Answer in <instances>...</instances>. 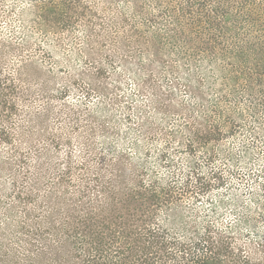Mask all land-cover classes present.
Here are the masks:
<instances>
[{
  "label": "trees",
  "instance_id": "1",
  "mask_svg": "<svg viewBox=\"0 0 264 264\" xmlns=\"http://www.w3.org/2000/svg\"><path fill=\"white\" fill-rule=\"evenodd\" d=\"M45 1L33 9L47 35L53 28L64 30L71 21L65 15L51 17L57 5L60 12L75 4V9L80 7L79 0H60V4ZM170 11L176 24L167 29L179 33L199 29L202 59L222 71L232 87L239 83L242 61L239 63L238 58L248 52L254 57L250 63L258 77H264V0H184L178 8L164 7L161 16L165 18ZM71 14L79 15L77 11ZM240 15L241 33L232 34L234 38L226 43V35L238 24ZM142 19V25L153 27L156 22L152 16ZM156 37L158 40L150 38L158 51L155 57L162 49L161 38ZM24 43L29 45L27 40ZM188 43L177 50L187 54L188 48L195 47L194 41ZM59 49L47 38L36 43L26 58L18 56L6 66L0 60V227L22 238L26 262L16 259L15 264H28V260L38 264L44 260L56 264H264V164L257 163L264 161V141L256 151L240 140L236 148L228 149L223 171L210 178L193 165L181 189L160 186L156 181L147 183L133 162L96 150L97 137L105 142L113 137L105 131L106 124L96 123L90 115L80 120L64 108L52 112L55 100L66 94L67 87L52 83L51 69L43 59L52 61L50 67H54ZM216 49L218 55H214ZM41 77L44 80L37 81ZM214 108H218L216 102ZM50 115L57 126L51 124ZM213 122L203 120L197 123L198 129L190 126L188 155L194 154L195 147L207 148L210 142H219L227 126L228 134L236 131L232 117L220 124L214 122V126ZM262 126L258 141L264 139V123ZM140 127L146 140L152 141L154 136L148 128ZM80 130L88 136L80 137ZM244 177L252 181L251 187L262 185L253 197H240ZM233 181L237 185L232 187ZM218 186L231 188L233 197L205 200H211L212 204L207 202L210 207L231 206L236 210L230 222L222 223L219 217L208 220L207 213L199 211L190 223L178 212L170 214L182 196L204 195ZM210 212V216L218 215L213 208ZM170 215H174L171 229L165 225ZM179 231L182 240L168 234Z\"/></svg>",
  "mask_w": 264,
  "mask_h": 264
},
{
  "label": "rangeland",
  "instance_id": "2",
  "mask_svg": "<svg viewBox=\"0 0 264 264\" xmlns=\"http://www.w3.org/2000/svg\"><path fill=\"white\" fill-rule=\"evenodd\" d=\"M44 2L47 1L0 0V60L6 66L14 63L18 56L26 58L36 43L47 38L56 47L60 46L57 57L53 59L54 67H50L52 61L43 59L44 65L51 69L52 83L67 87L66 94L57 96L59 101L54 99L56 103L52 112L64 108L66 113L74 112L80 120L85 119L84 115H90L96 123L106 124L105 131H110L113 137L106 142L97 137L94 142L96 150L103 155H122L127 161L145 169L144 173L141 169L136 170L143 174L142 179L147 183L156 181L160 186L172 185L174 189H181L188 168L193 165L197 164L198 171L208 178L222 172L228 149L236 148L240 140L259 150L264 141L256 140L264 123V77L260 74L259 81L250 63L254 57L245 51L238 58L239 63L240 59L242 61L237 73L239 83L232 87L222 71L214 70L211 63L202 59L204 53L198 49L199 29L183 33L167 29L173 28L176 21L171 11L162 17V9L178 8L184 5V0H79L78 9H75V4L63 12L57 9V5L51 17L65 15L71 21L64 30L51 29L49 35L42 31L43 26L33 9L36 3ZM73 11L79 15L73 16ZM150 16L156 20L153 27L140 24L142 17ZM242 21L240 15L236 21L238 24L226 35L229 36L226 43L234 38L232 34L241 33L238 29ZM156 35L162 43L157 57L155 52L158 51L150 44V38L158 40ZM188 40L194 41V51L188 48V53L182 54L177 49L182 45L186 47ZM217 49L214 55L219 54ZM205 56L209 57L208 54ZM43 80L42 77L37 79L39 82ZM231 117L237 123L234 134H228L230 128L227 126L226 134L220 136L219 142H210L207 148L195 147L194 154L188 155L190 126L198 129L197 123L203 120L220 124ZM50 119L51 124L57 126L53 115ZM140 126L148 128L154 136L152 141L146 140ZM78 135L88 136L83 130L78 131ZM230 135L240 137L235 138L238 140L227 138ZM212 153L214 158L210 159ZM161 155H164L162 160ZM257 163L264 164V161ZM240 182L244 188L240 197H253L255 190L262 188L258 184L251 187L249 178L244 177ZM236 185L233 181L230 186ZM233 192L231 188L218 186L211 187L204 195L182 196L176 210L170 214L178 212L182 220L190 223L192 215L199 211L207 213L208 220L209 217H219L222 223L230 222L236 210L231 206L222 209L216 205L210 207L207 202L212 204L211 200L205 199L222 200L221 197H233ZM211 208L217 211V216H210L213 213ZM173 216L167 217L169 223L165 225L169 229L173 227L170 226ZM217 225L220 226L219 223ZM168 234L178 240L183 238L180 231ZM21 239L15 232L8 234L0 227V264H15L16 259L26 262ZM8 250L16 257L10 256ZM28 264L38 263L28 260ZM42 264L56 263L44 260Z\"/></svg>",
  "mask_w": 264,
  "mask_h": 264
}]
</instances>
